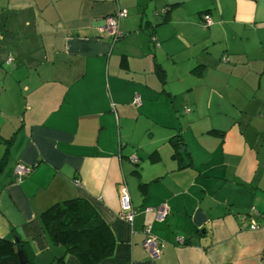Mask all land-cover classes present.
<instances>
[{"label":"crops","instance_id":"obj_1","mask_svg":"<svg viewBox=\"0 0 264 264\" xmlns=\"http://www.w3.org/2000/svg\"><path fill=\"white\" fill-rule=\"evenodd\" d=\"M71 198L114 235L98 264H264V0H0V238L53 264L40 214Z\"/></svg>","mask_w":264,"mask_h":264},{"label":"trees","instance_id":"obj_2","mask_svg":"<svg viewBox=\"0 0 264 264\" xmlns=\"http://www.w3.org/2000/svg\"><path fill=\"white\" fill-rule=\"evenodd\" d=\"M171 140L175 155L187 157L180 136ZM40 222L50 244L63 248V254L55 257L53 264H60L65 254L75 256L81 264H98L114 251L115 239L110 227L85 199L71 198L49 206L41 212ZM12 235L14 239L0 238V264H20L17 248H21V241H15L13 230Z\"/></svg>","mask_w":264,"mask_h":264},{"label":"built area","instance_id":"obj_3","mask_svg":"<svg viewBox=\"0 0 264 264\" xmlns=\"http://www.w3.org/2000/svg\"><path fill=\"white\" fill-rule=\"evenodd\" d=\"M125 15L124 9H116L113 13L106 15L103 18V23L100 26L101 32H107L109 35H111L114 39L117 38L120 35L119 31V20L122 16ZM203 20L206 23H209L210 16L208 14L203 15ZM135 101H137V98H135ZM131 161L136 162V157H131ZM29 166H23L19 165L17 167V181L21 179V176L25 175L29 171ZM120 217L124 220L131 221L134 214L136 213V209L132 206L130 197L128 195L127 189L125 186L121 187L120 190ZM147 212H152L154 215V219L157 221H163L165 217L167 216V209L164 205H160L158 207H148L145 208ZM250 227L256 228V224L253 222ZM152 224L151 223H145L143 226V232H144V240H143V246L146 249V251L149 253V255L152 258H156L160 254L161 248L164 246V242L160 241L152 232Z\"/></svg>","mask_w":264,"mask_h":264},{"label":"water","instance_id":"obj_4","mask_svg":"<svg viewBox=\"0 0 264 264\" xmlns=\"http://www.w3.org/2000/svg\"><path fill=\"white\" fill-rule=\"evenodd\" d=\"M15 241L18 242V238H15ZM17 255H18V261L20 264H24L27 262V257L24 253V250L20 247L17 248Z\"/></svg>","mask_w":264,"mask_h":264}]
</instances>
